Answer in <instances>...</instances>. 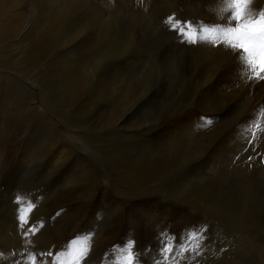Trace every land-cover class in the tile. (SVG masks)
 Here are the masks:
<instances>
[{
	"label": "rangeland",
	"instance_id": "374dc122",
	"mask_svg": "<svg viewBox=\"0 0 264 264\" xmlns=\"http://www.w3.org/2000/svg\"><path fill=\"white\" fill-rule=\"evenodd\" d=\"M231 13L0 0V264H122L129 241L137 264H264V78L210 35Z\"/></svg>",
	"mask_w": 264,
	"mask_h": 264
},
{
	"label": "snow or ice",
	"instance_id": "6c2138e0",
	"mask_svg": "<svg viewBox=\"0 0 264 264\" xmlns=\"http://www.w3.org/2000/svg\"><path fill=\"white\" fill-rule=\"evenodd\" d=\"M249 4L250 0H229V7L232 9L230 26L218 28L210 35L214 41L219 40L222 44L236 51L240 60L245 61L252 69L254 73L252 78L262 79L264 78V11H261L258 17L253 18L248 12ZM190 42L195 43V41ZM18 222L21 226L28 223L23 211L18 214ZM34 231V226L29 229V233ZM29 233H25V236ZM134 244L135 241H129V247L122 264H137V254L132 248ZM158 244H160L161 254L171 251L166 243L161 244L158 241ZM86 254V248L78 247L68 254L70 258L64 264H81ZM48 255L52 254L48 253ZM28 264H36L34 255L30 258ZM53 264H55V261Z\"/></svg>",
	"mask_w": 264,
	"mask_h": 264
},
{
	"label": "bare ground",
	"instance_id": "6f19581e",
	"mask_svg": "<svg viewBox=\"0 0 264 264\" xmlns=\"http://www.w3.org/2000/svg\"><path fill=\"white\" fill-rule=\"evenodd\" d=\"M223 3V2H222ZM26 24H27V22H26ZM25 24V25H26ZM6 76H3V75H0V81L1 82H3L5 85H8L9 87H10V83H8V81L6 80ZM252 79V78H251ZM253 80V79H252ZM21 87V86H20ZM12 89V88H11ZM13 89H15V88H13ZM18 91V90H17ZM26 92H24V94H25ZM26 95H27V93H26ZM41 115V114H40ZM46 121V120H45ZM48 122H51V121H48ZM49 125V124H48ZM51 129H54L55 131V134L58 136V139L59 138H62V133H60V132H58L56 129H55V127H51ZM53 133V132H52ZM66 135V134H65ZM64 142L66 143L65 145L67 146L69 143H67L66 142V139H64V140H62V145L64 144ZM80 145L78 144L77 146H74V148H72L71 150H72V153H77V149H78V147H79ZM95 187V186H94ZM93 189V188H92ZM94 190V189H93Z\"/></svg>",
	"mask_w": 264,
	"mask_h": 264
}]
</instances>
